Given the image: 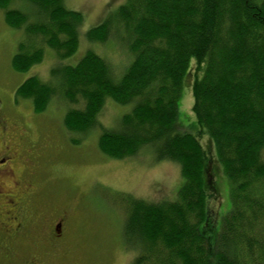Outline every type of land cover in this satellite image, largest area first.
<instances>
[{"label": "trees", "instance_id": "16d2710c", "mask_svg": "<svg viewBox=\"0 0 264 264\" xmlns=\"http://www.w3.org/2000/svg\"><path fill=\"white\" fill-rule=\"evenodd\" d=\"M15 1L0 0L5 24L26 38L11 59L15 72L41 64L45 47L60 61L75 54L79 13L62 0H24L33 9L29 19L9 9ZM86 39H113L132 60L116 78L103 59L87 52L74 66L52 68L48 82L29 77L14 97L31 102L37 115L53 100L63 101L69 106L64 129L82 136L96 127L106 99L130 106L117 128H100L98 150L114 160L148 150L156 163L178 166L183 184L174 202L120 196L124 243L136 251L131 264H264V0H126ZM192 70L198 136L211 140L229 184L231 207L216 240L209 239L217 230L216 212L208 207L213 166L198 136L175 127Z\"/></svg>", "mask_w": 264, "mask_h": 264}, {"label": "rangeland", "instance_id": "374dc122", "mask_svg": "<svg viewBox=\"0 0 264 264\" xmlns=\"http://www.w3.org/2000/svg\"><path fill=\"white\" fill-rule=\"evenodd\" d=\"M125 2L62 0L65 9L82 16L78 48L71 58L60 61L45 47L42 63L26 73H17L11 67V59L17 53L18 45L26 39L24 32L8 27L4 22V12L0 10V127L4 130L1 140L17 148V144L24 143L18 141L17 136L20 139L25 133L29 134V141L35 144L34 157H39V172L32 183V202L33 207L42 212L38 217L54 216L61 210L70 213L65 230V252L51 250L40 233V237L27 243L24 250H19V256L39 251L51 256L49 259L41 256L43 264H131L136 251L129 250L124 243L125 214L120 196L163 205L174 202L182 187L178 166L168 161L156 163L148 150L140 151L135 158L121 160L110 159L98 150L100 128H117L120 118L129 112L130 106H120L106 99L96 127L82 136L71 135L64 129L62 121L69 106L63 101L53 100L47 110L38 115L33 112L31 102L15 101V91L26 79L36 76L48 82L52 68L74 66L87 52L103 59L112 75L119 77L132 60L129 51L113 39L105 44L89 42L86 33L106 18L115 16ZM9 9H18L29 19L33 14V9L24 0L12 2ZM193 63L194 60H191L190 65ZM193 70L182 86L175 127L181 133L198 136L200 128L192 112ZM74 138L82 140L79 145H70V139ZM198 140L206 153L207 165L210 163L214 170L212 175L211 171L208 173L211 177L210 188L214 186L211 188H214V196H209L208 207L213 215L216 212L217 230L209 234L210 240L214 235L216 240L222 220L231 207L229 184L218 165L211 140L204 134L198 136ZM17 150L21 155L19 147ZM18 163L21 170V164ZM39 223L36 221V224ZM200 232L205 237L202 229ZM205 238L208 239V236ZM62 253L64 256L61 258ZM0 264L15 263L0 259Z\"/></svg>", "mask_w": 264, "mask_h": 264}, {"label": "flooded vegetation", "instance_id": "af4514ba", "mask_svg": "<svg viewBox=\"0 0 264 264\" xmlns=\"http://www.w3.org/2000/svg\"><path fill=\"white\" fill-rule=\"evenodd\" d=\"M1 128L3 127H0V259L15 264H43L41 256L49 259L50 255L37 251L28 256H19V250H24L27 243L40 237L42 233L51 250L65 252V230L70 213L61 210L54 216L38 217L42 212L35 209L32 202V183L39 172V157H34L35 144L29 141V134L25 133L20 139L17 136L18 141L24 142L17 144V148L6 144L1 140L4 133ZM18 147L21 155L17 153ZM36 221L40 223L36 224ZM63 256L64 253L61 258Z\"/></svg>", "mask_w": 264, "mask_h": 264}]
</instances>
